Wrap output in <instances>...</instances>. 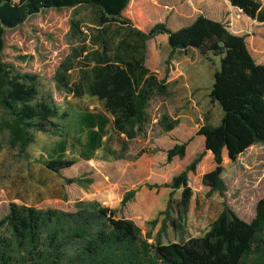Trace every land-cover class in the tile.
<instances>
[{
	"label": "trees",
	"instance_id": "trees-1",
	"mask_svg": "<svg viewBox=\"0 0 264 264\" xmlns=\"http://www.w3.org/2000/svg\"><path fill=\"white\" fill-rule=\"evenodd\" d=\"M229 2L248 17L264 22V8L259 0ZM84 6L95 13L97 24L118 22L132 26L139 39L136 55L129 54L127 58L131 62H123L133 76L131 87L125 68L115 63L120 60L119 52L128 48L118 45L113 49L116 60L107 59L106 47L100 56L91 53L104 63V69L92 71L94 81L86 88L105 98L114 114L113 129L128 139L142 132L148 121L146 105L151 93L138 87L146 71L142 65L146 40L166 33L171 48L168 58L175 50L187 48L219 57L208 96L220 105V120L218 124L207 122L198 128L196 133L204 137V150L162 184L171 189L165 212L168 214L173 206L172 192L180 189L175 206L178 217L184 216L193 193L188 172L195 171L205 151L212 154L214 165L202 174L201 181L209 191L222 193L224 156L234 161L251 145L264 143V63L252 57L245 35L231 32L221 21L199 15L189 25L170 30L160 21L153 0H0V108L14 125L10 144L18 143L25 154L27 145L34 140L33 131L57 134L62 124L58 120L66 113H59L51 92L40 93L38 73L21 71L5 59L6 34L33 16L50 13L51 21L57 23L59 16L54 13L58 12L64 14L67 36L72 37L79 30L73 10ZM75 52L76 49H71L63 54L51 72L50 78L57 89L73 91L68 85L63 60ZM145 81L150 83L151 78ZM154 84L159 91L160 83L155 79ZM162 120L166 131L176 123L165 115ZM105 124L90 117L84 122L91 130L87 135L88 152L100 146ZM2 128L0 123V131ZM186 144H173L166 150V160L183 157ZM44 164L59 172L73 161L59 156L45 160ZM132 193L128 191L123 201ZM167 220L172 228H179L177 219L167 215ZM0 232V264H264V195L257 200L250 221L239 217L223 202L222 209L202 235L165 244L158 237L148 242L132 219L117 217L115 209L97 201H79L73 211L10 202L7 213L0 217Z\"/></svg>",
	"mask_w": 264,
	"mask_h": 264
},
{
	"label": "rangeland",
	"instance_id": "rangeland-1",
	"mask_svg": "<svg viewBox=\"0 0 264 264\" xmlns=\"http://www.w3.org/2000/svg\"><path fill=\"white\" fill-rule=\"evenodd\" d=\"M177 1L182 3V8L188 17H191L197 9H202L205 4L217 2V0ZM259 1L264 8V0ZM73 11L77 16L84 18H89L94 13L86 6ZM223 11L225 14L222 19L227 22L224 24L245 35L249 51L261 58L264 55V46L257 48V44L264 45V23L249 22L237 10H232L227 5ZM54 15L59 16L57 23L51 21L52 15L49 13L43 17L33 16L21 27L8 31L4 57L7 61L15 63L21 71L38 73L40 93L51 92L58 103H63L67 96L56 89L50 75L62 55L70 51V45L66 32L67 23L63 20L64 14L55 12ZM178 58L181 59L177 54L167 57L168 62L165 58L166 63L162 61V65L169 71L182 70L183 105L189 101L187 94L189 80L185 84L183 73L187 76L188 72H191L186 59L182 56L181 64ZM213 62L216 64L217 60H205L199 67L200 82L196 81V83L201 92L209 85L208 78L211 69L214 68ZM171 86L172 95L167 103L161 102L159 96L154 97L149 103V124L145 125L137 136L125 140L115 132H110L103 151L94 152L93 157L88 161L83 158L78 145L68 143L63 159L72 160L73 164L62 168L60 173L55 175L43 172V167L46 166L39 158L41 156L49 158L45 152L50 147H56L61 133L49 136L33 131L34 140L27 145L25 154L21 152L18 143L10 144L14 125L11 118L0 108V123L3 124L0 131V217L7 213L10 202L38 208L53 207L73 211L79 201H97L115 209L117 217L132 219L140 227L142 236L147 237L148 242H154L158 237L164 244L202 235L222 209L223 202L239 217L250 221L255 214L257 200L264 195V143L251 145L234 161L224 156L221 177L225 189L222 193L209 191L201 181L203 174L201 172L205 173L213 167H211L212 156L205 151L195 171L188 172V184L193 193L187 212L184 216L178 217L175 202L180 198V189L172 192L173 206L168 214L165 212L167 201H163V193L170 188L162 184L169 182L187 162L204 150V146L203 143L200 144L196 140L191 142V138H187L188 150L185 157L174 156L168 162L166 150L177 143L179 133L164 129L163 114H167L173 120V117L179 113L182 115L186 113L199 125L205 118V122L218 124L222 115L221 107L217 102H212L207 110L202 109L199 116L194 115V112L179 111L171 102L178 96L180 90L175 83ZM187 135L188 133L182 132V137ZM127 161L138 163L137 174L131 169L127 170L125 164ZM118 172L125 174L121 177ZM104 174L109 176L105 177ZM108 177L111 185L104 184V181H108ZM37 178L42 179L43 182L37 181ZM130 182L134 185H130ZM128 191L133 192L132 196L123 201ZM136 191L154 194L161 200L151 207L144 206L134 199ZM101 197H105V200ZM167 215L171 219H177L180 225L178 229L172 228Z\"/></svg>",
	"mask_w": 264,
	"mask_h": 264
},
{
	"label": "crops",
	"instance_id": "crops-1",
	"mask_svg": "<svg viewBox=\"0 0 264 264\" xmlns=\"http://www.w3.org/2000/svg\"><path fill=\"white\" fill-rule=\"evenodd\" d=\"M153 2L156 4L157 13L160 21L163 22L166 25V27H168L170 30H177L183 26L189 25L199 15H203L212 20L227 23L224 22V20L222 19V16L225 14L223 10L226 5L229 6V8L232 10H237L240 13V15H243V17L246 18V20H248L249 22L264 23V22H258L248 17L247 15L243 14L240 11V9L232 6L229 0H223V1L217 0L215 4H208V5L205 4L202 9H197V11L194 12L191 17H188L187 13H185L184 9L182 8V3L177 0H153ZM74 19L77 20L79 23V30L74 32L72 37L71 36H67V37L69 40L68 43L70 45V50L76 49V52L73 54H68L66 57L67 60H63L64 61L63 66L64 68H67L65 74L68 78V85L73 87L72 88L73 91L56 88L58 91L63 92L67 96L66 100L63 103H58L54 99L57 108L59 110V113L65 112L66 115L61 120H58L62 124L60 125L61 128H58L57 133L58 134L61 133L60 134L61 137L57 141L56 147H50L45 152V154L49 156V158L43 156L39 158V160L43 162L45 160L53 159L59 156L65 157L68 143L74 146L78 145V147L81 149V152L83 154V158H85L88 161L93 157L94 152H97L98 150L103 151V147L108 141V135L110 132H115L119 136H122L125 140H129L123 133H119L113 129L114 114H112V112L109 110L110 108L106 105L105 98H100L96 94H92L88 92L86 88L88 84L93 83L94 81L92 71L104 69V63L101 60H97L96 56L92 55L91 53L93 54L98 53V55L99 54L101 55V53H103L104 51V48L106 47L107 59L109 58L111 59V61L116 60L115 58H113V49L116 48L118 45H121L123 48H128V51L119 52L118 56L120 60H117L119 62H115V63H119L121 66L125 68V72L130 79V87H131L133 76L131 73H129L128 70H126V67L124 66L123 62L127 60L128 62H131L127 58L129 54L136 55L137 46L139 45V39L136 36L132 26L120 24L118 22H107L106 24L103 25L97 24L95 13H93L89 18L79 17L76 14H74ZM228 29L233 33L242 35L239 33V31H237V29H234L233 27H231V29L230 28ZM145 45H146V51L142 65L146 71H144L142 75V80L138 86L139 89L141 88V89L149 90L151 93V96L147 100V105H146V113L148 115V121L146 122L145 125L149 124V113H148L149 103L153 100L154 97L157 96L161 97L159 98L161 102L167 103V100H169L172 95V91L170 87H172L171 85L173 83L177 84V87L179 88L180 91L178 96L172 99L173 101L171 103H174L179 111L182 110L186 112L190 111V112H194V115L199 116V112L202 109L207 110L208 107L212 104V101L210 100L208 94L213 82V72L219 67V57L213 56L211 53L201 54L199 50L196 48H187L184 50L174 51L173 55L177 54L181 57V59L178 58L181 64H182V56L186 59V62L189 64L190 72H191V73L188 72L187 76L183 73L185 84L186 81L188 82L189 80L187 85V94L189 95V101L185 102L182 105V70H179V72L169 71L166 66L164 67L162 65V61H165L166 63V59L171 51L170 45L168 43L167 34L159 33L154 37L146 40ZM263 46L264 45H262L261 43L257 44V48H263ZM251 55L256 62L264 63V55L261 58H258V56L253 55L252 53ZM193 56L195 58L191 59L190 57ZM214 59L217 60V63L216 64L214 62L212 63L214 65V68L211 69L210 71V75L208 78L209 85H207L205 90L201 92L200 87H198L196 83V81L200 82L201 75H200L199 67H201L204 64L205 60L214 61ZM60 71H62V67L60 68ZM149 77L151 78L150 83L145 81ZM155 79L160 83L159 91H156V86L154 84ZM128 87L129 85H127V88ZM76 90L79 91V93H75L74 91ZM192 92L193 94L191 95ZM88 101H90L91 103ZM163 115L167 116V114H163ZM182 116L184 117V119H182ZM186 116H187L186 113L185 115L179 113L176 117H173L174 118L173 120H176V123L170 130H168L170 132H175V133L178 132L180 134L179 135L178 133H176L178 134L177 143H181V142L187 143L185 155L188 150L187 140L190 138H191L190 140L191 142L196 140V142L200 144L203 143L204 146V137L200 134H197L196 132L201 125L207 123L205 122L206 118L199 125L198 122H193L191 115H188L187 117ZM88 117L94 118L95 120L99 119L102 122L104 121L106 122L102 136L100 138V146L92 153L86 150L87 135L91 131L90 127L84 125V122L88 119ZM204 117H206V115H204ZM182 132L188 133V135L186 137H182ZM45 134H48L49 136L54 135L53 133H45ZM179 140L181 141L179 142ZM208 152L210 153V151ZM89 153L91 156L87 157L86 155H88ZM211 160H212L211 162V167H212L214 163H213V159ZM189 162H187V164ZM125 164L128 167L127 170L131 169V171H133L134 173L136 174L138 173L137 162L127 161ZM186 165H184L182 169H184ZM43 170H44L43 172L48 175H55L60 173V171L54 172L48 169L47 167H43ZM118 173L121 175V177L125 174V172H118ZM201 173H204V171H202ZM104 176L107 177L109 175L104 174ZM128 177H130L129 173H128ZM36 180L43 182L42 179L37 178ZM104 184L111 185L109 177H108V181H104ZM130 185H134V184L130 182ZM170 192L171 189H169V191H167L166 193L165 192L163 193L162 199L164 202L168 200ZM101 198L104 199L105 197H101ZM134 199L139 201L140 204L149 207H151L154 204H158V201L161 200V199L160 200L157 199L154 194H150L145 191L142 192L136 191L134 194ZM189 205H190V201H189Z\"/></svg>",
	"mask_w": 264,
	"mask_h": 264
}]
</instances>
